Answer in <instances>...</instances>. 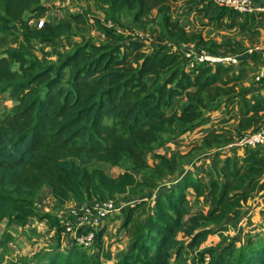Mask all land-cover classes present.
I'll list each match as a JSON object with an SVG mask.
<instances>
[{"label": "trees", "instance_id": "16d2710c", "mask_svg": "<svg viewBox=\"0 0 264 264\" xmlns=\"http://www.w3.org/2000/svg\"><path fill=\"white\" fill-rule=\"evenodd\" d=\"M54 1L0 0V34L22 33L18 46L0 55V93L10 89L14 100L11 110L0 116V211L6 215L16 211L18 214L6 222L20 226L31 218L45 220L55 228L57 237V245L37 255L30 264H99L94 259L97 255L87 256L90 250L71 241L64 251L60 249V237L64 235L61 217L59 213H39L33 195L40 187H49L59 208L73 198L82 203L92 199L117 202L115 195L136 181L129 170L143 177L148 170L151 173L142 178L146 181L143 198L120 208L125 213L124 227L133 219L138 225L128 230L133 243L115 264H203L206 254L209 264L213 250L204 245L208 235L223 229L227 216L238 218L254 193L264 191V146L246 148L244 154L233 159L225 155L214 173L208 171V184L201 181L204 175L193 173L207 169L206 164L214 162L224 149L221 145L260 124L264 95L255 96L253 103L246 102L234 133L228 129L217 132L210 126L200 142L210 153L200 155L204 159H196L198 156L192 160L193 171L183 169L175 175L176 159L154 152L171 141L163 135L182 138L205 122L208 110L237 91L244 66L254 70L257 58L262 62L261 53H249L248 49L239 53L231 48L219 51L206 47L208 42L197 34L188 36L173 16L180 0H74L104 3L105 9L115 14L126 11L132 24H151L156 35L153 41L132 40L114 28L130 30L131 26H119L109 19L113 25H105L103 42L81 38L71 50L58 54L55 62H47L43 57L47 58L48 52L35 56L40 44L62 46V36L73 37L69 35L71 30L91 26L86 11L71 13L67 22L42 20ZM188 3H192L191 10L214 6L209 0ZM214 7L218 20L224 14H229L230 22L241 17V28L248 29L249 22L256 21L255 14ZM35 18L42 22L31 28L28 21ZM168 39L195 41L213 53L240 54V60L237 65L199 64L186 70L182 54L164 43ZM14 62L18 70L12 69ZM252 82L264 90V80L255 82L252 76ZM152 153L157 164L150 166L148 157ZM207 158L209 163L205 162ZM98 163L124 164L129 169L113 177L95 168ZM190 189L195 195L192 203ZM205 195L209 205L193 208ZM14 197L16 205L12 203ZM140 213L144 215L141 221ZM261 214L264 222V209ZM103 224L94 243L101 239ZM251 236L254 234L239 246L233 248L235 243L230 247L219 264H229L236 255L242 259L239 264H264V226ZM194 250L197 254L191 258Z\"/></svg>", "mask_w": 264, "mask_h": 264}, {"label": "crops", "instance_id": "0c3cea01", "mask_svg": "<svg viewBox=\"0 0 264 264\" xmlns=\"http://www.w3.org/2000/svg\"><path fill=\"white\" fill-rule=\"evenodd\" d=\"M192 0H180L177 3V9L178 12L176 13V20L179 21L181 26L185 29V32L188 36L191 35H199L201 39L204 42H208L206 44V47H210L212 49H216L219 51H225L227 48H231L234 50H237L239 53L241 51H245L249 49L250 47L259 44L262 39V33L264 31V16L261 13L255 14V20L249 25L248 29L241 28L238 23L242 22L243 19L240 17H234V21L230 22L231 18L229 14H224L223 18L217 19L218 10L215 9V5L220 6L216 3L211 1L214 6L211 7L208 10H205V8H198V10H191L190 6L192 3H188ZM224 7V6H220ZM226 8V7H225ZM232 10V9H231ZM261 20L259 23L258 20ZM229 23H235L233 25H229ZM194 43L195 41H188V42H182V41H176L175 45L182 49L186 45ZM41 57V55H40ZM260 66V65H259ZM258 66V67H259ZM258 67H254V70H251L247 66H244V74L240 78V80L237 82V91L230 96L226 97L222 103L211 110H208L205 114L206 119L205 122H202L197 127L193 128L191 131L187 132L185 135L182 136V138L171 140L167 143H165L163 146H161L159 151H156L154 153H158L160 155H163L167 158L174 157L175 159L178 158V156H182L191 149L192 145L194 143H200L203 136L206 134L208 129L215 128L217 132H221L222 129H228L230 132L234 133L235 129L238 125V117L241 113L242 109H245L246 102L253 103V100L255 99V96H263L264 90H260L258 86L254 87L252 82V76L255 70H257ZM252 86V87H251ZM264 117V115H263ZM262 117V120H263ZM262 120L260 124L262 123ZM259 124V125H260ZM258 125V126H259ZM255 127L249 129L253 130ZM246 130V131H249ZM180 149H184L185 151L182 152ZM245 153V149H235V156H239ZM223 155L220 153L216 158L215 161L209 163L208 158L205 159L206 168L210 169L213 173L214 168H218V166L221 164V161L223 159ZM225 157V156H224ZM196 159H204L202 156H199ZM197 162L196 164H198ZM177 169H184L185 171L191 170L193 171L194 168V161H191V163L187 165L183 164H177ZM213 169V170H211ZM195 175H202L201 172L193 173ZM203 183L208 184V180H206V177H203V180H201ZM50 196V194H49ZM48 196V198H49ZM188 197L190 200V203L195 199L194 192L190 189L188 190ZM208 195H205L203 198H200L199 204H195L193 208L197 207L198 205L203 208L207 207L209 205L208 202ZM74 203H69L66 206L69 208ZM205 204V205H204ZM49 206V201L44 204L42 201L38 202V211L41 214H44L45 212H51L54 215H61L62 212H60L61 208H58V210H52ZM264 209V191H256L254 193V196L251 199L250 205L244 209L242 214L236 218L233 219L232 216H227L224 220V228L225 230H217L216 232L208 235L207 240L205 242V246H216L221 243H228L230 240L223 241L219 236H216V233H222L226 237H235L233 240L237 241L239 244L243 241L245 237H247L246 233L251 232L250 235L256 234L258 231H260L263 226L264 222L262 220V214L261 210ZM253 213V215H252ZM4 221H1L0 227L3 226ZM109 222V219H107L104 222V231L109 229V225L106 223ZM7 223V233L12 235L13 237H17L18 241H14V243L10 244L8 246L9 253H16L19 252L26 243L29 245H34V253H37L38 249L42 247L40 244V237L42 235L47 236V243L50 241L56 240V230L54 227H51L50 224L47 221L43 220H36L35 218H31L28 220V222L22 226L18 225L15 222ZM9 224V225H8ZM42 232V233H41ZM246 232V233H245ZM222 237V236H221ZM61 241V248L66 247V243L68 244L70 241L69 236L67 235H61L60 237ZM237 244V243H236ZM52 249V248H51ZM50 249V250H51ZM49 251V250H48ZM47 252V251H46ZM45 252V253H46ZM42 252H40V255ZM14 255V254H13ZM17 256V253L15 254ZM39 256V254H37ZM34 259V258H33ZM31 259L30 262H33Z\"/></svg>", "mask_w": 264, "mask_h": 264}, {"label": "rangeland", "instance_id": "374dc122", "mask_svg": "<svg viewBox=\"0 0 264 264\" xmlns=\"http://www.w3.org/2000/svg\"><path fill=\"white\" fill-rule=\"evenodd\" d=\"M50 3H51V9L47 12L45 18H42V20H46L49 22H55V23L67 22L69 18L71 17V13L75 14L78 11H86L88 24L91 25L90 27L92 28L88 26L87 30H77V29L71 30L69 32V35L73 34V37L72 36L70 37L62 36L60 38V43L62 44V46H57V44H50V43L40 44L39 50H36L34 52L35 56L40 57V55H45L44 52H48L49 54L47 55V58L43 57L47 60V62H55L58 54L62 53L65 50H71L74 42H79L81 38H84L85 40L93 41V42H99V43L103 42L102 40L103 33L106 31L105 25L110 20H113L114 23L119 26L120 25L131 26L130 30L132 31V33H137V34H142L144 36H147L149 37V40L151 41H153V37H155L156 35L155 32L152 31L153 29H152L151 24H147L146 26H142L137 23L132 24L130 15L126 11H119L116 14L112 13L110 10L105 9L106 4L104 3L96 4V3H93L92 1L88 3V2H78L74 0H55L54 2H50ZM177 12H178V9H177V3H176L173 9L174 17H176ZM28 24H30L31 28L35 26H39L40 20L35 18L32 20H29ZM21 34L22 33L13 34V35H9L7 33L0 34V55L2 54L1 51L7 48L17 47L21 39L20 37ZM165 41L171 44H175V42L171 39H168ZM43 49H45V51H43ZM261 64L262 62H260L259 59L257 58L256 66L258 67ZM12 69L18 70V64L15 62L12 63ZM7 90L8 91H5L4 93H0V116L5 114L6 112H9L11 110L12 104L14 103V100L9 95L10 89H7ZM176 105H178V103H176ZM176 136L178 135H172L171 137L170 135L169 136L163 135V138L164 139L169 138L173 140L175 139ZM221 146H223L224 148L221 151V154L222 155L223 153L228 154L229 156H231V159H233L235 156L236 148L228 147L226 145L225 146L221 145ZM219 147H220V144L217 148ZM180 150L182 152L185 151L184 149H180ZM157 151H159V149H157ZM208 151H210L208 147L202 146L201 143L199 144L194 143L191 149L188 151V153L182 156H178V158H176V161L179 164L187 165L191 163V161L195 159L196 157L202 154L210 153ZM224 156L222 157L224 158ZM148 164L150 166H153V164H157V158L155 157V155H153V153L150 154L148 157ZM95 168H101L108 175L113 176V177L129 169L128 166L124 164L110 165L108 163H98L95 165ZM182 170H183L182 168L177 169L175 172H173V174L178 175ZM129 171L133 174L136 181L126 185V191L116 194L114 198L118 203L131 205V204L136 203L139 199L143 198L144 188H145L144 184L146 181L142 180V178H144L145 176L147 177L150 176L151 170H148L149 172L148 175H145L144 177L136 170H129ZM208 171H210V169H204L203 172L201 171V174L204 175L206 179L208 178ZM167 177L169 178V175ZM40 188H41L39 189L40 191H37L35 195H33L35 202L38 204V202L40 203L42 201V203L45 204L48 200L49 201L48 207H51L52 210L54 211L58 210L60 204L59 206H56V202L53 196L50 194L51 192L49 190V187L43 186ZM49 194L52 197L49 196ZM12 195L18 197V195H15V194H12ZM94 200H98V199H92V201ZM16 201L17 199L14 197L12 203L16 205L17 204ZM89 201H86V202L83 201V203H88ZM250 202L251 200L249 201L248 205H246V207L250 205ZM69 203H74L73 205L78 206L82 202L73 198L72 202H68V204ZM61 208L62 209L60 211L65 210V209L67 210L65 205L62 206ZM5 211L7 210L5 209ZM16 214H18L16 211H11L7 215L6 213L3 214L0 211V220L4 221L2 223L3 226L0 227V264H30V260L34 258L32 260L34 261L35 258H37L36 257L37 254H40V252H42V254H45L46 251L50 250L51 248H54L57 245L56 240L50 241L47 243L46 238L48 237L42 235L39 241L42 247L37 248L38 249L37 253H34V245L32 244L29 245L28 243H26V245H24L19 252H16L17 256L15 255L16 253H9L8 246L14 243V241L15 242L18 241V238L13 237L9 233H7L6 231L7 223H5V221L7 219H10V217H14V215ZM140 214H141L140 215L141 216L140 221H141L144 215L142 213ZM124 219H125V213H121V209L119 211L114 212L109 218V222L106 223L107 225H109V229L104 231L101 236V239L98 240L96 243H94V245L92 246L90 250L91 252L89 254L87 253L88 254L87 256L97 255L98 258H94V259L97 260L99 264H115V262L120 259L123 252L133 243L134 237H132L131 235L127 233L128 230L129 231L132 230L133 229L132 226L134 224L138 225V222L136 223V219H133L132 222L127 227H124L123 226ZM222 230H225V228H223ZM250 233L251 232H247L246 235L250 236ZM215 235L219 236L222 242L224 240L225 241L232 240V241L231 243H227V244L221 243L216 246H212L211 249L213 250V258L211 259L209 264H219L221 261V258L226 257V253L230 250V247L234 246L235 243L237 244H235L233 248L240 245L237 241L233 240L235 238L234 236L230 238V237L224 236L222 233H216ZM255 236L256 234H254V236H251V237H255ZM66 246H67V243H66ZM60 249L64 251L63 247ZM237 249L238 248H236V250ZM196 254H197L196 250L191 251L190 257L194 258ZM241 261L242 259H239L238 255H236V257L229 259V262H230L229 264H239Z\"/></svg>", "mask_w": 264, "mask_h": 264}, {"label": "built area", "instance_id": "2783aa9c", "mask_svg": "<svg viewBox=\"0 0 264 264\" xmlns=\"http://www.w3.org/2000/svg\"><path fill=\"white\" fill-rule=\"evenodd\" d=\"M214 3L232 9L241 14L261 13L264 16V0H212ZM42 21L40 20V23ZM108 27L113 24L111 21L106 23ZM118 33H123L132 40H149V37L142 34L132 33L118 26H114ZM164 43L172 50L182 54L186 62V70H191L199 64L208 65H237L240 54L213 53L205 47L190 43L179 49L175 44L167 41ZM257 51L261 53L262 64L257 68L253 75L255 82L264 80V31L259 44L250 47L247 52ZM228 147L245 149L256 146H264V117L262 123L253 130L244 131L238 135L233 142L227 144ZM126 204L115 202L113 199L94 200L88 203H81L78 206L72 205L67 210L60 212V223L64 228V234L69 236L71 244L91 250L96 233L104 221L111 215L119 211ZM209 261L206 254L203 257V264Z\"/></svg>", "mask_w": 264, "mask_h": 264}]
</instances>
